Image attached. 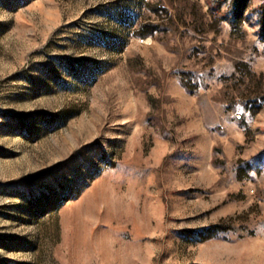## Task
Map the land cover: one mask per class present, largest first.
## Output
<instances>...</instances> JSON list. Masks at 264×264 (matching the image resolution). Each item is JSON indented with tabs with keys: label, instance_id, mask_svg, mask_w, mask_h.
I'll list each match as a JSON object with an SVG mask.
<instances>
[{
	"label": "rangeland",
	"instance_id": "374dc122",
	"mask_svg": "<svg viewBox=\"0 0 264 264\" xmlns=\"http://www.w3.org/2000/svg\"><path fill=\"white\" fill-rule=\"evenodd\" d=\"M218 3L0 0V264H264V0Z\"/></svg>",
	"mask_w": 264,
	"mask_h": 264
},
{
	"label": "trees",
	"instance_id": "16d2710c",
	"mask_svg": "<svg viewBox=\"0 0 264 264\" xmlns=\"http://www.w3.org/2000/svg\"><path fill=\"white\" fill-rule=\"evenodd\" d=\"M251 0H231V4L229 6L228 12H225L223 16H219L221 13L222 3H218L215 6L210 8V14L212 17V21H226L229 23L232 29V34L239 38L244 36V22L246 20L245 13L250 6ZM261 24H260V40L264 43V4L261 7ZM160 26L148 25L144 28V31L141 32L142 37L153 36L155 30ZM185 87L192 91V89L185 84ZM248 166L241 167V170L250 172L252 168Z\"/></svg>",
	"mask_w": 264,
	"mask_h": 264
}]
</instances>
